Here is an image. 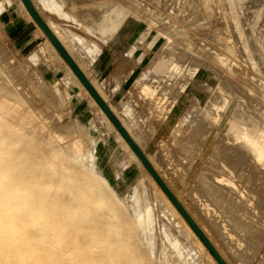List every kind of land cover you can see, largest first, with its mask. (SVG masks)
Returning <instances> with one entry per match:
<instances>
[{"label":"rangeland","instance_id":"1","mask_svg":"<svg viewBox=\"0 0 264 264\" xmlns=\"http://www.w3.org/2000/svg\"><path fill=\"white\" fill-rule=\"evenodd\" d=\"M5 1H7L8 3L6 6L4 5L5 7L3 6L2 9L7 8L13 0H2L1 3H4ZM14 1L17 2V0ZM83 1L84 0H79V3H82ZM199 1L200 0H111L109 1V3H111V6H109L106 11L107 19H112V22H114V24L116 23L115 25H121V27L117 28V30L114 31L111 36H109L111 27L104 34L101 33V35L103 36H101L99 33H92L91 31H89L88 26L92 23V19H84L81 14H78L77 9H75L74 7V3L71 1L56 0V2L60 5L59 11L56 12H47L46 10H42L41 8L40 11H42L41 13L45 15V18L52 17L53 19H55V21L60 23L61 27L69 28L68 34L76 31L77 33L83 35L86 39L83 46L87 49L100 44L103 48L115 36L118 30H123L125 33H128L130 35L129 40L134 41L132 43L130 52L135 49L136 52L141 54L140 72H142L144 68L152 69V67L150 66L151 61L156 63L153 67L158 66L159 69H156L154 71L151 70L150 74L155 73V76L158 77L157 79L159 80L158 82L160 85L158 84L157 86V89L159 90L157 92L160 94V92L162 93L166 91V95H168L169 97L173 96L174 94L179 95L177 98L178 103L181 102L178 107L179 111L182 107H188L184 109L187 111L184 112V116H181L180 119L183 120L182 127L185 130L181 133H178L179 135H182V137L176 135V132L174 131H170L169 133L166 124H158V120H160L159 117L162 115L160 113H155V116L156 118H158V120H156V118H153L151 121L158 126L155 128L154 132H151V124L145 117V113L147 112L148 107L143 104L146 102L142 101L144 98L145 101H149L150 99L149 97L146 98V96L142 93V96H138L140 98H137V100L132 99L130 101V105L132 107L131 112L133 111L132 116L128 114V111H123L126 118L132 121L129 127L131 133L134 135V139L136 137L135 140L137 142L139 140L142 146L140 147L144 150L152 165H155L154 167L157 168L156 170L160 172V174L162 175L160 176L162 178L164 177V180L166 177L168 180V184L171 182L169 185H172L174 194L177 195L181 200L185 201L182 202L184 207H187V210L191 208V210H189V213L192 215V217H194L195 222L197 223L198 221L197 224H200V221L202 224L205 222L207 226L205 224H203L204 227L202 226V224H200L202 227L200 225L198 226L205 234L207 232V237L213 234L208 238L211 240L213 238L212 243L215 241V245L218 244L222 247V251H219L225 256L227 255V258L224 256V260L228 264H230L231 262V264H242V259L244 255H246L245 250L252 251L251 258L247 264H252L256 257H260V261L264 263V253H260L261 247L264 243V194L263 196L259 195L262 194V191H260L261 187H263L262 190H264V184L259 182L258 180H254L253 178L250 179L249 182L241 180L240 178H238L237 173V176L234 175L235 171L239 172V170L243 169L240 164L239 166H237L239 167L238 169L234 168L235 170L233 173V170H231L229 166H224L222 160H219L221 156L220 151L222 150L221 144L223 145L227 143L229 138H227L229 134L227 135L225 130L220 128V123L222 124L224 121L225 114L223 113L225 112V109L228 110V112H233L232 108H234V106H236L237 104L241 105L242 103L248 106V100L250 101H248V103H251L252 105L250 104V106L252 107L255 103L257 104V106L254 105L253 108L256 107V109H259L260 111L261 107H259V104H262V108H264V7L262 8L263 10L260 9L261 11H257V6L255 7L256 2L254 1L252 3V0H244V2H242L243 0ZM34 2H37L36 5H38L37 0H35ZM129 2H131V4H129ZM171 2H173L174 4ZM227 2L228 6L226 5ZM97 7L99 8L100 6H95V8ZM129 7H131V10L128 9ZM253 7L255 8V11ZM195 8H197V10H195ZM230 8L233 9L231 10ZM101 9L103 10V8ZM187 9L189 11H187ZM19 10V14H22L24 18L29 21V31L35 29V31H33L36 35V38L31 48L34 50L31 53L28 52L30 51L28 49L24 52H21L9 38L6 29L4 28L2 19L0 18V53H2L1 55L5 57L8 56V61L5 65H3L4 67L8 66L9 68L6 67L7 69H12L10 66H16L18 69L22 67L21 70L19 69V74H21V76L22 74L25 75L24 78L23 76L21 77L22 80H20V76L19 78H14H17L20 82L18 80L12 81L11 79L12 85L14 84L13 87L17 90V92L23 91L22 93L18 92V95L20 96H18V98H21L23 100L22 101L19 99L23 102L21 107L23 110H25L24 108H27L26 110L30 109L28 111H31L33 115H35V118H37V121H33L38 122L39 120L40 123H43L48 132L60 142L67 143L69 141H72L73 135L70 131H62L61 129H59L55 125L58 124V122L59 124L63 122L64 125L72 122L74 124H77L76 128H80V130L82 131H85L86 127L88 128L89 136L87 145H85L86 147L78 144L76 149L83 152V161H86L89 158L86 154L87 151H90L91 149L90 153L93 156V171L95 173V179L102 183V193L99 196V199L97 197H95L96 199L93 198L94 195L92 196V193L94 191L92 189L87 190L83 188L82 182H79V180H76L78 182H76L75 180L73 181V179L75 178L73 176L70 178L66 177V179H62L61 181H57L43 174L40 175L41 173H33L35 167H37L40 164V161H43L44 158L40 157L39 153H37V156L31 152L27 153L24 147L17 146L14 144V142L12 144L11 142L7 144V142L12 140L7 138L6 136L4 137V131L2 130V133L0 129V248H3L4 252L11 251L14 254L22 253L24 249H29V252L31 254L24 259L13 258L10 262H13V264H210L207 262V260H205L203 256H201L203 254L200 252V250L193 247V244L190 242L189 236L180 227L175 217H172L171 214L169 215L170 218H164V214L168 212V209L164 206L155 190L152 189L150 182L146 178V176L141 174L142 167L132 160L130 155L126 153V149L118 146L119 142H117L115 133L112 130V126L107 125L108 123L104 119L99 118L96 115L97 109L94 102L90 103V96L84 93L82 90L76 88L75 86H70L67 92L64 94H62L63 92L60 93L61 91L56 92L55 94L49 91L52 89L54 90V80H59V78L67 76V68L57 60L55 61L54 57L52 59V55H48V58L45 57V60L41 59L35 61V64H32L29 61L37 48L43 45L45 39L43 34L37 33L35 24L23 14L20 7ZM66 11L69 13L71 12L69 16H65L63 14ZM185 15L186 19H184ZM179 16L182 17L179 18ZM176 17H178V19ZM190 17H193L194 20L192 18L190 19ZM169 20L171 23L169 22ZM191 21L192 23H189ZM164 23H169V25H166ZM229 26H232L231 29L233 28L234 30H231ZM173 28L174 30H176H172ZM216 30L217 32H215ZM167 32L169 33L167 34ZM248 32L251 33V35H248ZM202 33H204L205 36ZM213 35L215 37H213ZM233 35L234 37H232ZM105 36L107 39L105 38ZM65 38H67V40L64 39V41L66 40L67 42H65L71 45L70 47L74 49L73 51H75L80 58L83 57L77 49L79 47L75 46L74 42L71 41V36L65 35ZM179 39L181 41H179ZM186 39L191 40V42L189 43V40L187 41ZM217 42L218 44L216 45ZM248 42L250 43V45ZM201 45L203 46V48ZM182 52L183 54H181ZM179 55L182 56V58H180ZM130 56L131 55H129L127 59L130 58ZM211 57L214 59H212ZM85 59L86 56H84V58H81V62L83 64L82 60H84V62L86 63L83 65H85V70L87 69L88 73L91 71V60L88 59L89 62H86L87 59ZM198 59L200 60V62ZM28 63L31 64L29 65ZM45 66L57 73L55 79L52 80L42 74L44 68H46ZM241 67L244 69V71ZM259 70H261V73ZM216 72L220 74L218 75L216 74ZM241 72L243 73L241 74ZM88 75L90 76V73H88ZM89 78L91 79V81H95H93L95 85L98 84L96 86L100 87L101 89H99L104 94V79L99 81L97 80L96 82V80L91 76ZM27 79L32 83L28 82ZM248 79L250 82L248 81ZM33 83L35 84L33 85ZM45 83L48 85H46ZM234 83L235 86L241 88L240 91L239 88L234 86ZM21 84L26 85L22 86ZM30 84L32 85L34 93L37 92L34 96H32V94L34 93H31L32 88ZM49 84L51 87L49 86ZM27 85L29 88L27 87ZM36 86L40 89H37ZM41 87L43 89H41ZM217 87L219 90L217 89ZM222 87L223 90L226 91L220 90V88ZM25 89H28L27 91L31 93L30 96L29 94H27L29 92H27ZM36 89L37 91H35ZM39 90H43L42 92L45 93L46 97L45 95L43 96V93L39 92ZM128 90V87H125L124 89L118 91L116 89H112L107 91V97L105 96L106 94H104V97L105 99L107 98L108 101L112 104L119 103L125 93L128 92ZM50 92L52 93V95ZM230 92H232V94ZM215 93H217L216 96H221L219 97L220 102H217V104L216 101L218 100L216 99L217 97H215ZM239 95L242 97H240ZM53 97L54 99L59 100H57L56 102V100L51 99ZM229 97L232 98V101ZM25 98L29 99L26 101ZM32 98H34L33 100L35 102L32 100ZM223 98L226 103L228 102L227 104H230L229 107L228 105L225 106L226 108L223 106L225 103L223 101ZM168 99L169 98H166L164 100L169 101ZM48 100L54 102H48ZM42 101H46L44 105H42ZM238 101L240 104L237 103ZM58 102L62 104H58ZM34 103L35 105H33ZM78 103V107L74 108ZM169 103L170 101L165 102L164 104L169 105ZM207 103L209 104L207 105ZM218 103H220L221 105H218ZM50 104L52 108H50ZM166 105L164 106L166 107ZM47 106L48 108H46ZM55 106L58 108H55ZM31 107H38V109L36 111V108L34 109ZM45 108L47 110H50L46 112L47 110ZM80 108H86L87 110L86 114L83 117L77 115V110ZM205 108L208 111H206ZM39 110L42 111V113H37L40 112ZM51 111L53 114L51 113ZM117 111L116 113L119 115L118 117H122V119H124L120 111L118 109ZM43 112L46 114V116H44ZM261 112L264 113V109H261ZM92 113L96 115L95 120H97L102 129L101 133L94 130L92 127L93 124L89 123V119ZM230 117H228V120L231 119ZM32 118L34 119V117ZM255 120L256 121L253 120V122L249 121V123L253 124L255 122L254 124H256V126L254 127L260 130L263 129L264 131V116L261 117V122L260 120ZM229 122L230 121H228V124L230 125ZM259 122L261 123V125ZM63 123H61L60 125H62ZM196 123L200 125L201 128L198 131L197 128H195ZM237 123L234 124V128L231 127V129L236 133H238V127H243L241 122ZM250 124L247 125L249 126ZM51 125L53 127H51ZM52 128L56 131H54ZM221 131L223 133H221ZM66 132L68 134H66ZM221 134L223 137L225 136V139H222ZM199 136L202 137L199 138ZM216 137L219 140L222 139L221 141H224V143L219 140L215 141L217 140ZM198 138L201 142L198 140ZM194 139H197L198 141H194ZM101 143L105 145L102 147ZM198 143L203 144L200 145ZM216 143H218L217 148L215 145ZM100 151H102L101 154ZM103 152H108L109 160L114 162L115 170L113 177H109V171L100 170L99 168V157H103ZM213 155L216 157L214 158ZM10 157H13L14 160H11ZM202 159H204V161ZM213 162L216 163V165H219L217 167H220L221 169L217 168L214 164L216 167L215 168ZM129 164V169L125 172V174H122L121 169L128 166ZM205 165H208L207 171H205ZM199 166L203 167L204 170ZM234 167L236 166L234 165ZM201 171L202 173H200ZM204 171L206 175L205 173H203ZM221 171L223 172L221 173ZM226 171L228 172L227 176L224 175ZM244 171L253 172V170L250 171L248 169ZM215 172L218 175H215ZM34 174L36 176H34ZM138 174V179L140 180V182H143V191L145 193V196H142L141 188H139V190L131 189V186L134 184V178H136ZM199 174L205 175V179L209 180V184L212 183L213 186L215 185V182L210 181V179L213 180L212 178H214L215 176H221L219 178V181L231 184L224 185V187H226L225 189L222 187L223 184L219 186L220 189L221 187L223 188L221 189L222 193V190H224L223 195L225 197V201H223L222 197H219L217 201L216 199L214 200L212 198H208V196L200 194L199 192L197 193L195 191V189L197 188V179H204V177L199 176ZM44 176L46 177V182L44 181L43 183V180H41L40 182L41 178L45 180ZM175 176L177 179L175 178ZM182 177L183 179H181ZM47 178L49 179L48 182ZM174 178L178 182H176ZM167 180H165L166 183ZM204 180L203 182L205 183L206 180ZM175 182L179 183L176 184L177 188L175 187ZM181 186L182 188H180ZM230 186L231 188L233 187L232 189L234 190V192L228 191L229 189L226 190L227 187L230 188ZM185 187L187 189L189 187V192L187 194H185ZM192 187V191L194 190L193 192H191L190 190V188ZM231 188L230 190H232ZM131 190L133 191L131 192ZM236 191L238 193H236ZM226 192H228V194ZM229 192L232 193V195ZM245 193H247V196L245 195ZM207 194L210 195V192H207ZM235 194L237 196H235ZM230 197L233 198V200L230 199ZM238 197L241 199H239ZM227 198L231 200V204L228 203L229 200ZM151 201V223L148 230L143 222L140 223L135 220L132 209L134 207L138 208L144 203ZM232 201L235 203V208ZM217 203L218 208L216 207ZM227 203L230 205H228ZM214 204L215 207L213 206ZM230 207L234 210H230ZM195 216H200V220H198V217ZM208 228L210 232L208 231ZM175 231L177 237L179 236L178 234H180L178 239L181 240V242H179V240L177 239ZM208 232L211 234H208ZM250 237L251 240L249 239ZM245 239L250 240V242L252 243V246H250L249 244L247 249H245L246 247L243 242L245 241ZM218 245L216 246V248L219 249ZM186 251H193L191 257L187 258L188 255ZM152 253L155 254L153 255ZM3 257L4 253H0V264L3 263ZM227 259H229V261ZM257 264H259V262Z\"/></svg>","mask_w":264,"mask_h":264},{"label":"bare ground","instance_id":"2","mask_svg":"<svg viewBox=\"0 0 264 264\" xmlns=\"http://www.w3.org/2000/svg\"><path fill=\"white\" fill-rule=\"evenodd\" d=\"M4 1V0H3ZM32 1V0H31ZM35 1V0H34ZM114 1V0H113ZM118 1V0H117ZM128 1H132V0H128ZM134 1H137V0H134ZM189 1V0H188ZM201 1V0H200ZM199 1V2H200ZM203 1V0H202ZM211 1V0H210ZM225 1V0H224ZM256 2L254 5H255V7H256V9H257V11H259L260 9H262L263 7H264V0H252V3L253 2ZM161 2V1H160ZM181 2V1H180ZM233 2V1H232ZM242 2H244V0L242 1ZM241 2V3H242ZM7 1H5L4 3H1L0 2V11L2 10V7L5 5H7ZM17 3H18V5H19V7L23 10V13H24V15L29 19V20H31L34 24H35V27H36V30H37V33H41V34H43V36H44V43H43V45L42 46H40V47H38L37 48V50L34 52V54L32 55V57L29 59V61L32 63V64H35L36 62L35 61H37V60H41V59H44L45 57H47L48 55L50 56V55H52V59H53V57L55 58V61L57 60L58 62H60V63H62L63 64V66H65L66 68H67V71H68V74H67V76H64V77H61V78H59V80H54V90L52 89V90H49V91H51V92H53L54 94L56 93V92H59V91H61L60 93H62V94H64V93H66L67 92V90H68V88L70 87V86H75L76 88H78V89H80V90H82L84 93H86V94H88L89 96H90V99H91V101H90V103L91 102H94V104H95V106H96V109H97V111H96V115L99 117V118H102V119H104L108 124L107 125H111L112 126V130H113V132L115 133V137H116V139H117V142H119V145L118 146H121L123 149H126V153H128L129 155H130V157L132 158V160L133 161H135L136 163H138L141 167H142V170H141V174H143L144 176H146V178L149 180V182H150V185H151V187H152V189H154L155 190V192L157 193V195L160 197V199H161V201H162V203L164 204V206L168 209V212L167 213H165L164 214V218L165 219H168V218H170L169 217V215H171L172 214V217H175V219L177 220V222L179 223V225H180V227L183 229V231L189 236V238H190V242L193 244V247L195 248V249H198V250H200V252L203 254V255H201V256H203L204 258H205V260H207V262L208 263H210V264H219L217 261H216V259L212 256V254L209 252V250L206 248V246L204 245V243L200 240V238L197 236V234L193 231V229L190 227V225L188 224V222L184 219V217L181 215V213L177 210V208L174 206V204L170 201V199L168 198V196L164 193V191L160 188V186L156 183V181L154 180V178L150 175V173L147 171V169L144 167V165L142 164V162L139 160V158L136 156V154L133 152V150L130 148V146L128 145V143L126 142V140L123 138V136L120 134V132L116 129V127L112 124V122L109 120V118L107 117V115H106V113L102 110V108L96 103V101L94 100V98L89 94V92H88V90L84 87V85L81 83V81L78 79V77L76 76V74L73 72V70L70 68V66L65 62V60L60 56V54H59V52L57 51V49L54 47V45L52 44V42L49 40V38L44 34V32L42 31V29L36 24V22L32 19V17L30 16V14H29V12L27 11V9L25 8V6H24V4L22 3V0H17ZM33 3V5H34V3L35 2H32ZM37 3V2H36ZM65 3V2H64ZM119 3V2H118ZM120 3H122V2H120ZM134 3H137V2H134ZM171 3H173V2H171ZM191 3H194V2H191ZM236 3V2H235ZM251 3V4H252ZM129 4H131V2H129ZM174 4V3H173ZM180 4V3H179ZM186 4V3H185ZM189 4V3H188ZM220 4H221V2H220ZM224 4V3H223ZM231 4V3H230ZM247 4H248V2H247ZM250 4V5H251ZM133 5V4H132ZM181 5V4H180ZM191 5V4H190ZM194 5H197V4H194ZM207 5V4H206ZM226 5L228 6V2L226 3ZM233 5V4H232ZM250 5H248V6H250ZM4 6V7H5ZM37 6V5H36ZM118 6V5H117ZM134 6V5H133ZM144 6V5H143ZM221 6V5H220ZM219 6V7H220ZM227 6H226V8H227ZM231 6V5H230ZM242 6H243V4H242ZM245 6V5H244ZM253 6V5H252ZM35 7V6H34ZM185 7H186V5H185ZM202 7V6H201ZM208 7V6H207ZM222 7V6H221ZM36 8V7H35ZM131 7H129L128 9H130ZM143 8V7H142ZM152 8V7H151ZM167 8V7H166ZM178 8V7H177ZM190 8V7H189ZM250 8V7H249ZM254 8V7H253ZM45 9V8H44ZM114 9V8H113ZM117 9V8H116ZM139 9V8H138ZM145 9V8H144ZM173 9V8H172ZM175 9V8H174ZM179 9V8H178ZM181 9V8H180ZM231 9V8H230ZM233 9V8H232ZM231 9V10H232ZM37 10V9H36ZM94 11H95V13H97L99 16H100V18H99V16H96V19H97V17L99 18V19H102V20H106L107 19V12L106 11H104V10H102L100 7L98 8H94L93 9ZM131 10V9H130ZM177 10V9H176ZM175 10V11H176ZM182 10V9H181ZM195 10H197V8H195ZM223 10V9H222ZM263 10V9H262ZM38 11V10H37ZM163 11V10H162ZM187 11H189L188 9H187ZM220 11H221V9H220ZM247 11V10H246ZM254 11H255V8H254ZM261 11V10H260ZM40 12V10L38 11V13ZM42 12V11H41ZM40 12V13H41ZM67 12V11H66ZM65 12V13H66ZM165 12V11H164ZM180 12V11H179ZM239 12V11H238ZM251 12V11H250ZM39 13V14H40ZM71 13V12H70ZM69 13V14H70ZM176 13V12H175ZM195 13V12H194ZM202 13V12H201ZM214 13V12H213ZM216 13V12H215ZM259 13V12H258ZM74 14H76V13H74ZM80 14H82V13H80ZM86 14V17L85 18H88L89 19V17H87V13H85ZM164 14V13H163ZM167 14V13H166ZM180 14V13H179ZM187 14V13H186ZM251 14V13H250ZM260 14H261V12H260ZM42 14H40V16H41ZM44 15V14H43ZM42 15V16H43ZM83 15V14H82ZM89 15V14H88ZM193 15V14H192ZM195 15V14H194ZM41 16V18L44 20V22L48 25V27L50 28V30L53 32V34L58 38V40L62 43V45L64 46V48L66 49V51L69 53V55L72 57V59L74 60V62L77 64V66L79 67V69L84 73V75L88 78V80L90 81V83L92 84V86L96 89V91L98 92V94L102 97V99L106 102V99H105V97H104V94H106V93H104L103 94V92H101V88L100 87H97L96 85H98V84H94L93 83V81H91V79L89 78L90 76L88 75V73H90V72H88L87 73V69L85 70V65H83V64H86L85 62H84V60H82L83 61V64H82V62H81V58H84V57H79V55H77V53L75 52V51H73L74 49H72V47H70L71 45H69L68 43H66L67 41V38H65V35H67V33H69V30H61V28L59 27L60 25H59V23L57 22V21H55V19H53V18H48V17H46V18H43ZM84 16V15H83ZM169 16V15H168ZM176 16H178V15H176ZM190 16H191V14H190ZM214 16V15H213ZM218 16V15H217ZM250 16V15H249ZM44 17H45V15H44ZM170 17V16H169ZM182 17V16H181ZM180 16H179V18H181ZM195 17H197V16H195ZM208 17V16H207ZM246 17V16H245ZM84 18V19H85ZM177 19H178V17H176ZM193 19V17H190V19ZM202 18V17H201ZM218 18V17H217ZM236 18H238V17H236ZM98 19V20H99ZM123 19H124V17H123ZM163 19V18H162ZM184 19H186V15L184 16ZM203 19V18H202ZM227 19V18H226ZM242 19V18H241ZM97 20V21H98ZM160 20V19H159ZM175 20V19H174ZM194 20V19H193ZM198 20V19H197ZM204 20V19H203ZM101 21V20H100ZM122 21V20H121ZM173 21V20H172ZM177 21V20H176ZM223 21V20H222ZM99 22V21H98ZM97 22V23H98ZM106 22V21H105ZM104 22V23H105ZM160 22V21H159ZM169 22H170V20H169ZM183 22V21H182ZM195 22V21H194ZM228 22V21H227ZM231 22V21H230ZM252 22V21H251ZM101 23V22H100ZM99 23V24H100ZM120 23V22H119ZM119 23H117V24H119ZM122 23V22H121ZM163 23V22H162ZM171 23V22H170ZM187 23V22H186ZM189 23H192V21L191 22H189ZM220 23V22H219ZM262 23V22H261ZM102 24V23H101ZM100 24V25H101ZM107 24V23H106ZM116 24V23H115ZM114 24V25H115ZM159 24V23H158ZM164 24H166V23H164ZM168 25H169V23H167ZM166 24V25H167ZM200 24V23H199ZM203 24H204V21H203ZM90 25V24H89ZM92 25L93 26H95L93 23H92ZM91 25V26H92ZM109 25V24H108ZM120 25V24H119ZM165 25V26H166ZM184 25H186V24H184ZM189 25V24H188ZM192 25H194V24H192ZM209 25V24H208ZM239 25V24H238ZM241 25V24H240ZM93 26L91 27L92 29H93ZM97 26V25H96ZM95 26V27H96ZM113 26V25H112ZM158 26V25H157ZM156 26V27H157ZM164 26V25H163ZM171 26V25H170ZM183 26V25H182ZM225 26V25H224ZM177 27H179V26H177ZM193 27V26H192ZM198 27V26H197ZM218 27V26H217ZM221 27V26H220ZM230 27V26H229ZM232 27V26H231ZM231 27H230V29H231ZM97 28V27H96ZM96 28H94V29H96ZM102 28H104V25L102 26ZM169 28V27H168ZM175 28V27H174ZM174 28L172 29V30H174ZM195 28V27H194ZM249 28V27H248ZM63 29V28H62ZM65 29V28H64ZM98 29V28H97ZM96 29V30H97ZM110 29V28H109ZM159 29H160V27H159ZM158 29V30H159ZM163 29V28H162ZM161 29V30H162ZM186 29H187V27H186ZM185 29V30H186ZM199 29V28H198ZM208 29V28H207ZM225 29V28H224ZM233 29V28H232ZM231 29V30H232ZM243 29V28H242ZM250 29V28H249ZM262 29V28H261ZM99 30H102L101 28H99ZM98 30V31H99ZM112 30V29H111ZM110 30V31H111ZM114 30V29H113ZM166 30V29H165ZM171 30V29H170ZM176 30V29H175ZM174 30V31H175ZM178 30V29H177ZM219 30V29H218ZM234 30V29H233ZM246 30V29H245ZM91 31V30H90ZM163 31V30H162ZM184 31V30H183ZM190 31V30H189ZM202 31V30H201ZM226 31V30H225ZM230 31V30H229ZM96 31H94V33H95ZM100 32V31H99ZM178 32V31H177ZM204 32V31H203ZM208 32V31H207ZM211 32V31H210ZM215 32H217V30L215 31ZM231 32V31H230ZM75 33V32H74ZM105 33V32H104ZM169 32H167V34H168ZM172 33H174V32H172ZM185 33V32H184ZM191 33V32H190ZM192 33H193V31H192ZM205 33H206V31H205ZM222 33H223V31H222ZM221 33V34H222ZM246 33H247V31H246ZM256 33V32H255ZM100 34V33H99ZM111 34H112V32H111ZM187 34V33H186ZM195 34H197V33H195ZM203 35H204V33H202ZM201 34V35H202ZM211 34V33H210ZM233 34V33H232ZM251 35V33H249L248 32V35ZM110 35V34H109ZM231 35V34H230ZM76 36H78V35H76ZM111 36V35H110ZM173 36V35H172ZM186 36V35H185ZM195 36H197V35H195ZM200 36V35H199ZM205 36V35H204ZM257 36V35H256ZM68 37V36H67ZM176 37V36H175ZM181 37H183V36H181ZM213 37H215L214 35H213ZM217 37V36H216ZM224 37V36H223ZM232 37H234V35L232 36ZM254 37V36H253ZM187 38V37H186ZM248 38V37H247ZM252 38V37H251ZM64 39H66L65 41H64ZM107 39V38H106ZM193 39V38H192ZM195 39H197V38H195ZM209 39V38H208ZM214 39V38H213ZM177 40V39H176ZM184 40V39H183ZM187 40V39H186ZM189 40V39H188ZM187 40V41H188ZM215 40V39H214ZM239 40V39H238ZM249 40V39H248ZM257 40V39H256ZM82 41H84V40H82ZM179 41H181L180 39H179ZM199 41V40H198ZM204 41V40H203ZM206 41V40H205ZM213 41V40H212ZM236 41H237V38H236ZM250 41V40H249ZM261 41V40H260ZM259 41V42H260ZM185 42V41H184ZM191 42V40H189V43ZM252 42V41H251ZM75 43V42H74ZM83 43V42H82ZM194 43V42H193ZM207 43V42H206ZM213 43H215V42H213ZM223 43V42H222ZM249 43V42H248ZM195 44H197V43H195ZM218 44V42L216 43V45ZM220 44V43H219ZM225 44V43H224ZM254 44V43H253ZM75 45V44H74ZM77 45H79V44H77ZM175 45H176V43H175ZM211 45V44H210ZM215 45V46H216ZM227 45V44H226ZM225 45V46H226ZM230 45V44H229ZM249 45H250V43H249ZM256 45V44H255ZM202 46V45H201ZM222 46V45H221ZM258 46V45H257ZM78 47V46H77ZM213 47V46H212ZM224 47V46H223ZM251 47V46H250ZM175 48V47H174ZM202 48H203V46H202ZM249 48V47H248ZM256 48V47H255ZM77 49H79V48H77ZM176 49V48H175ZM199 49V48H198ZM221 49V48H220ZM226 49V48H225ZM251 49V48H250ZM254 49V48H253ZM82 50V49H81ZM177 50V49H176ZM171 51V50H170ZM182 51V50H181ZM185 51V50H184ZM205 51V50H204ZM255 51V50H254ZM253 51V52H254ZM79 52H81V51H79ZM82 52H83V50H82ZM201 52V51H200ZM229 52V51H228ZM257 52V51H256ZM169 53V52H168ZM172 53V52H171ZM187 53V52H186ZM185 53V54H186ZM198 53V52H197ZM207 53V52H206ZM252 53V52H251ZM2 53H0V126H2V127H0V129H1V132H2V130L4 131V137L6 136L7 138H9L10 140H12V141H9V142H7V144H9L10 142H11V144L14 142V144L15 145H17V146H20V147H24V149H25V151L27 152V153H34L36 156L38 155L37 153H39V155H40V157H43L44 158V160L43 161H40V164L37 166V167H35V169L33 170V173H41L40 175H45V176H48V177H50V178H53V179H55V180H57V181H61L62 179L64 180V179H66V177L68 178H70V177H75V178H78V179H73V181L75 180H79V182H82V186H83V188H85V189H87V190H89V189H92L93 191V193H92V196H93V198H95V197H97L98 199H99V196L101 195V189H102V183H100V181H98L97 179H95V173H94V171H93V156H92V154L90 153V151H91V149H90V151H87V156L89 157L86 161H83V158H84V154H83V152L82 151H80V150H78V149H76V147H77V145L79 144V145H83L84 147H86L85 145H87V142H88V136H89V132H88V128L86 127V129H85V127H84V129H85V131H82V130H80V128H76V125L77 124H74V123H72V122H69V123H67V124H65L64 125V123L63 122H61V123H63L62 125H60L59 124V122H58V124H55L59 129H61L62 131H70L71 133H72V135H73V139H72V141H69V142H67V143H65V142H60V141H58L57 139H55L54 137H53V135H51L49 132H48V130L44 127V124L43 123H40L39 122V120H38V122H34V121H37V118H35V115H33V113L31 112V111H28V110H30V109H28V110H26L27 108H24L25 110H23L22 109V104H23V100L21 99V98H18V92H17V90L13 87V85H12V81H17L18 79L16 78V79H14L15 77H18L19 78V76H20V78L23 76V78H24V76L25 75H23L22 74V76H21V74H19V69L21 70L22 69V67H20L19 69L16 67V66H10L12 69H7L6 67H8V66H3V65H5L6 64V62L8 61V56H3V55H1ZM85 54V53H84ZM180 54V53H179ZM181 54H183V52L181 53ZM180 54V55H181ZM188 54V53H187ZM202 54V53H201ZM209 54H210V52H209ZM212 54V53H211ZM253 54V53H252ZM81 55H82V53H81ZM174 55V54H173ZM179 55V56H180ZM206 55V54H205ZM255 55V54H254ZM256 55H258V54H256ZM126 56H127V54H126ZM178 56V55H177ZM199 56V55H198ZM210 56V55H209ZM238 56V55H237ZM10 57V56H9ZM184 57H185V55H184ZM188 57V56H187ZM190 57H192V56H190ZM205 57H207V56H205ZM48 58V57H47ZM177 58V57H176ZM179 58V57H178ZM180 58H182V56H180ZM189 58V57H188ZM195 58V57H194ZM193 58V59H194ZM212 58V57H211ZM211 58H209V59H211ZM86 59L88 60L89 58H87L86 57ZM85 59V60H86ZM192 59V58H191ZM201 59V58H200ZM208 59V58H207ZM212 59H214V58H212ZM247 59V58H246ZM45 60V59H44ZM51 60V59H50ZM86 60V62H89V60L87 61ZM190 60V59H189ZM199 60V59H198ZM256 60V59H255ZM258 60V59H257ZM174 61H175V59H174ZM202 61V60H201ZM204 61V60H203ZM206 61V60H205ZM27 62V61H26ZM48 62H51V61H48ZM123 62V61H122ZM178 62H180V61H178ZM184 62V61H183ZM192 62V61H191ZM199 62H200V60H199ZM216 62V61H215ZM222 62V61H221ZM31 63H28L29 65L31 64ZM56 63V62H55ZM190 63V62H189ZM188 63V64H189ZM195 63V62H194ZM193 63V64H194ZM260 63V62H259ZM10 64V63H9ZM12 64H13V62H12ZM16 64V63H15ZM88 64V63H87ZM192 64V63H191ZM11 65V64H10ZM49 65V64H48ZM198 65V64H197ZM18 66V65H17ZM21 66V65H20ZM32 66V65H31ZM84 66V67H83ZM190 66V65H189ZM199 66V65H198ZM204 66V65H203ZM50 67V66H49ZM117 67H119V66H117ZM208 67V66H207ZM232 67V66H231ZM259 67V66H258ZM9 68V67H8ZM222 68V67H221ZM235 68V67H234ZM242 68V67H241ZM210 69V68H209ZM220 69V68H219ZM237 69V68H236ZM243 69V68H242ZM28 70V69H27ZM262 70V69H261ZM261 70H259L260 71V73H261ZM23 71V70H22ZM21 71V72H22ZM148 71H149V69H148ZM148 71H146V72H148ZM224 71V70H223ZM241 71V70H240ZM243 71H244V69H243ZM264 71V70H263ZM31 72V71H30ZM23 73V72H22ZM215 73V72H214ZM243 72H241V74H242ZM247 73V72H246ZM253 73V72H252ZM144 74V73H143ZM216 74H218L217 72H216ZM220 74V73H219ZM218 74V75H219ZM223 74H225V73H223ZM236 74V73H235ZM149 75H150V73H149ZM152 76H154L153 74H151ZM150 75V76H151ZM221 75H222V73H221ZM238 75V74H237ZM262 75V74H261ZM39 76V75H38ZM150 76H148V74L147 75H142V77H141V80H140V82H142V83H146V84H149V83H152L151 81H153L152 79H150ZM158 76V75H157ZM242 76V75H241ZM156 77V76H155ZM243 77V76H242ZM260 77V76H259ZM25 78H27V77H25ZM157 78V77H156ZM180 78V77H179ZM223 78V77H222ZM221 78V79H222ZM241 78V77H240ZM248 78V77H247ZM261 78V77H260ZM11 79H12V81H11ZM14 79V80H13ZM139 79V78H138ZM218 79V78H217ZM20 80H22V78L20 79ZM117 80V79H116ZM19 81V80H18ZM27 81L28 82H30V83H32L30 80H28L27 79ZM33 81V80H32ZM222 81V80H221ZM248 81H249V79H248ZM254 81V80H253ZM20 82V81H19ZM22 82V81H21ZM25 82V81H24ZM35 82V81H34ZM95 82V81H94ZM96 82H97V80H96ZM224 82V81H223ZM229 82V81H228ZM250 82V81H249ZM27 83V82H26ZM189 83V82H188ZM17 84V83H16ZM19 84V83H18ZM35 83H33V85H34ZM39 84V83H38ZM46 84V83H45ZM139 84V83H138ZM141 84V83H140ZM139 84V85H140ZM156 84H158V83H156ZM174 84V83H173ZM225 84V83H224ZM227 84V83H226ZM233 84V83H232ZM22 86L23 85H26V84H21ZM29 85V84H28ZM28 85H27V87H28ZM46 85H48V84H46ZM204 85V84H203ZM221 85H223V84H221ZM220 85V86H221ZM250 85V84H249ZM30 86H31V88H32V85L30 84ZM38 86V85H37ZM36 86V87H37ZM43 86V85H42ZM45 86V85H44ZM49 86H50V84H49ZM114 86V85H113ZM137 86V85H136ZM135 86V87H136ZM150 86V85H149ZM152 86V85H151ZM219 86V85H218ZM228 86V85H227ZM234 86H235V83H234ZM257 86V85H256ZM51 87V86H50ZM156 87V86H155ZM206 87V86H205ZM235 87H237V88H239L238 86H235ZM243 87V86H242ZM248 87V86H247ZM250 87V86H249ZM29 88V87H28ZM39 87H37V89H38ZM100 88V89H99ZM138 88V87H137ZM136 88V89H137ZM207 88V87H206ZM224 88H225V86H224ZM228 88V87H227ZM257 88V87H256ZM21 89V88H20ZM35 89V88H34ZM37 89L35 90V91H37ZM40 89V88H39ZM41 89H43L42 87H41ZM217 89H218V87H217ZM235 89V88H234ZM253 89V88H252ZM18 90H19V88H18ZM26 90V89H25ZM28 90V89H27ZM26 90V91H27ZM32 90V92L31 93H34V90H33V88L31 89ZM45 90V89H44ZM219 90V89H218ZM220 90H223V87L222 88H220ZM241 90V88H239V91ZM256 90H258V89H256ZM256 90H254V91H256ZM21 91V90H20ZM43 90H39V92H42ZM134 91V90H133ZM223 91H226V90H223ZM231 91H233V90H231ZM264 91V90H263ZM23 92V91H22ZM22 92H19V93H22ZM27 92H29V91H27ZM47 92V91H46ZM50 92V93H51ZM216 92H218V91H216ZM229 92V91H228ZM235 92V91H234ZM31 93L29 92V93H27V94H29V96L31 95ZM35 93H37V92H35ZM32 94V96H34V95H36V94ZM43 93V92H42ZM41 93V94H42ZM60 93H59V95H60ZM158 93V92H157ZM161 93V92H160ZM214 93V92H213ZM231 94H232V92H230ZM238 93V92H237ZM24 94V93H23ZM48 94V93H47ZM54 94H53V96H54ZM61 94V95H62ZM140 94V93H139ZM142 94V93H141ZM216 94L217 93H215V97H217L216 99L218 100V101H216V104H217V102H220L219 101V97H221V96H219L218 97V95L216 96ZM230 94V95H231ZM239 94V93H238ZM247 94V93H246ZM260 94V93H259ZM22 95V94H21ZM25 95V94H24ZM37 95H39V94H37ZM43 96L45 95V93H43L42 94ZM41 95V96H42ZM51 95H52V93H51ZM50 95V96H51ZM56 95H58V94H56ZM55 95V96H56ZM155 95H157V94H155ZM160 95V94H159ZM162 95V94H161ZM241 95V94H240ZM239 95V96H240ZM244 95V94H243ZM252 95V94H251ZM250 95V96H251ZM23 96V95H22ZM48 96V95H47ZM63 96V95H62ZM106 96V95H105ZM125 96H126V94H125ZM127 96H129V95H127ZM133 96V95H132ZM178 96L179 95H173L171 98H173V100H178L177 98H178ZM209 96V95H208ZM236 96H238V95H236ZM20 97V96H19ZM45 97H46V95H45ZM57 97V96H56ZM59 97V96H58ZM107 97V96H106ZM155 97V96H154ZM153 97V98H154ZM161 97V96H160ZM214 97V98H215ZM225 97V96H224ZM240 97H242V96H240ZM254 97V96H253ZM27 98V97H26ZM25 98V99H26ZM31 98V97H30ZM42 98V97H41ZM152 98V99H153ZM170 98V99H171ZM230 98V97H229ZM236 98V97H235ZM256 98H258V97H256ZM22 100V101H20V100ZM29 99V98H28ZM28 99H26V101L28 100ZM34 98H32V100H33ZM48 99H50V98H48ZM51 99H54V97L53 98H51ZM145 99V98H144ZM215 99V100H216ZM228 99V98H227ZM232 98H230V100H231ZM238 99H239V97H238ZM237 99V100H238ZM251 99V98H250ZM54 100H56V102H57V100H59V99H54ZM62 100V99H61ZM63 100H65V99H63ZM108 100V99H107ZM126 100V99H125ZM124 100V101H125ZM130 100V99H129ZM241 100V99H240ZM247 100V99H246ZM254 100V99H253ZM259 100V99H258ZM34 101V100H33ZM223 101H224V98H223ZM222 101V102H223ZM232 101V100H231ZM242 101H243V99H242ZM241 101V102H242ZM249 101V100H248ZM248 101H247V104H248V106L247 105H245V104H242L241 103V105H236V106H234V108H232L233 110V112H231V111H229L228 112V110H226L225 109V112L223 113V114H225L224 116V121H223V123L221 124L220 123V128L221 129H223V130H225V132L227 133V138H228V141H227V143H225V144H221V151H220V153H221V156H220V158H219V160H222V162H223V165L224 166H229L230 168H231V170H233V173H234V168H239V167H237V166H239V164L241 165V167L243 168H241L242 170H239V172H237V171H235V174L234 175H236V173H237V175H238V178H240L241 180H243V181H245V182H249V180L250 179H254V180H258L259 182H261V183H263L264 184V131H263V129L262 130H260V129H257L256 127H254V126H256V124H250L249 123V121H252L253 122V120L254 121H256L255 119H257V120H260L261 119V117H263L264 116V113H262L261 112V109H264V108H262V104H259L260 106L259 107H261L260 108V111H259V109H256V107L255 108H253L254 107V105H256L257 106V104L255 103L254 105H253V107L252 106H250V104L251 103H248ZM21 102V103H20ZM35 102V101H34ZM43 102V101H42ZM46 101H44L43 102V104L42 105H44V103H45ZM48 102H54V101H49L48 100ZM61 102V101H60ZM60 102H58V104L60 103ZM109 102V101H108ZM127 102V101H126ZM125 102V103H126ZM152 102V101H151ZM162 102V101H161ZM160 102V103H161ZM172 102H174V101H172ZM207 102V101H206ZM208 102H210V101H208ZM213 102V101H212ZM212 102H211V104H212ZM225 102V101H224ZM250 102V101H249ZM253 102V101H252ZM257 102V101H256ZM261 102V101H260ZM107 103V102H106ZM110 103V102H109ZM148 103V102H147ZM152 103H155V102H152ZM163 103V102H162ZM214 103V102H213ZM228 103V102H227ZM226 102L224 103V107L226 106V105H228V107L230 106V104H227ZM237 103H239V101L237 102ZM243 103H244V101H243ZM254 103V102H253ZM258 103V102H257ZM264 103V102H263ZM29 104H30V101H29ZM47 104H49V103H47ZM60 104H62V103H60ZM209 103H207V105H208ZM220 103H218V105H219ZM233 104V103H232ZM240 104V103H239ZM33 105H35V103L33 104ZM40 105H41V103H40ZM53 105H55V104H53ZM52 105V106H53ZM107 105L109 106V108L112 110V112L114 113L115 112V108L113 107V106H110L108 103H107ZM129 105V104H128ZM153 105V104H152ZM215 105V104H214ZM217 105V106H218ZM221 105V104H220ZM234 105V104H233ZM252 105V104H251ZM24 106V105H23ZM25 106H27V105H25ZM59 106V105H58ZM168 106V105H167ZM199 106V105H198ZM222 106V107H223ZM264 106V105H263ZM39 107V106H38ZM38 107L35 109L34 107H31V108H34L36 111H37V109H38ZM44 107V106H43ZM160 107V106H159ZM209 107H210V105H209ZM209 107H208V109H209ZM221 107V108H222ZM223 107V108H224ZM46 108H48V106L46 107ZM45 108V109H46ZM50 108H52L51 107V104H50ZM55 108H58V107H56L55 106ZM114 108V109H113ZM126 108V107H125ZM219 108V107H218ZM226 108V107H225ZM130 109H132L131 107H130ZM206 109V108H205ZM213 109V108H212ZM231 109V108H230ZM47 110V109H46ZM45 110V111H46ZM50 110V109H49ZM49 110H47L46 112H48ZM53 110V109H52ZM158 110H160L159 108H158ZM158 110H157V113H158ZM165 110V109H164ZM221 110V109H220ZM219 110V111H220ZM40 111V110H39ZM44 111V110H43ZM54 111V110H53ZM154 111V110H153ZM155 111H156V109H155ZM206 111H208L207 109H206ZM223 111V110H222ZM55 112H57V111H55ZM133 112V111H132ZM161 112V111H160ZM37 113H42V111H40V112H37ZM36 113V114H37ZM44 113V112H43ZM50 113V112H49ZM51 113H52V111H51ZM94 113V112H93ZM92 113V115H91V117H90V122L89 123H92L93 124V129L94 130H96V131H99L100 133L102 132V129H101V127H100V125L98 124V122H97V120H95V114H93ZM164 113H166V112H164ZM212 113V112H211ZM53 114V113H52ZM51 114V115H52ZM115 115H116V113H114ZM210 114V113H209ZM216 114V113H215ZM214 114V115H215ZM223 114H222V117H223ZM49 115V114H48ZM133 115V114H132ZM154 115V114H153ZM230 115H231V117H230ZM44 116H46V114L44 113ZM180 116H184V113H181V115ZM32 117H34V119L32 118ZM116 117L120 120V119H122V118H120V117H118L117 115H116ZM154 117V116H153ZM176 117V116H175ZM228 117H230L231 119H229L228 120ZM47 118H48V116H47ZM49 118H50V116H49ZM219 118V117H218ZM149 119V118H148ZM175 119V118H174ZM181 119V117H178L176 120H175V123L173 124V127H172V132L174 131V132H176V135H178L179 137H182V135H179L178 133H181V132H183L185 129H183V127H182V123H183V120H180ZM182 119H183V117H182ZM34 120V121H33ZM53 120H54V117H53ZM157 120V119H156ZM232 120V121H231ZM51 121V120H50ZM57 121V120H56ZM167 121V120H166ZM199 121V120H198ZM217 121V120H216ZM219 121V120H218ZM228 121H230L229 123H230V125L228 124ZM262 120H260V122H261ZM54 122V121H53ZM77 122V121H76ZM75 122V123H76ZM102 122H104V121H102ZM120 122L122 123V125L127 129V131L129 132V134L131 135V132H130V130H129V126L123 121V120H120ZM232 122V123H231ZM237 122H241L242 123V125H243V127H238L239 129H238V133H236L234 130H232L231 129V127H233L234 126V124L235 123H237ZM259 122V123H260ZM151 123V122H150ZM212 123V122H211ZM210 123V124H211ZM258 123V124H259ZM51 124V123H50ZM49 124V125H50ZM54 124V123H53ZM79 124V123H78ZM81 124V123H80ZM104 124H106V123H104ZM152 124V123H151ZM238 124V123H237ZM247 124H250L249 126L247 125ZM257 124V125H258ZM260 125H261V123H260ZM264 125V124H263ZM47 126V125H46ZM196 127L195 128H197V131L199 130V129H201L200 128V125H198L197 123H196V125H195ZM48 127V126H47ZM51 127H53L52 125H51ZM56 127V128H57ZM156 127V126H155ZM154 127V128H155ZM182 127V128H181ZM235 127V126H234ZM233 127V128H234ZM259 127V126H258ZM107 128H109V127H107ZM152 128H153V126H152ZM219 128V129H220ZM262 128V127H261ZM264 128V127H263ZM49 129H50V127H49ZM53 129V128H52ZM169 129V128H168ZM54 130V129H53ZM153 130V129H152ZM203 130V129H202ZM235 130H237V129H235ZM54 131H56V130H54ZM154 131V130H153ZM201 131V130H200ZM199 131V132H200ZM210 131V130H209ZM150 132V131H149ZM58 133V132H57ZM221 133H223L222 131H221ZM66 134H68L67 132H66ZM70 135V134H69ZM223 135H225V134H223ZM217 136V135H216ZM63 137V136H62ZM104 137V136H103ZM103 137H102V139H103ZM131 137L134 139V137L131 135ZM197 137H198V135H197ZM202 137V136H201ZM200 136H199V138H201ZM219 137V136H218ZM221 137H222V139L224 138L225 139V136L223 137L222 136V134H221ZM69 138V137H68ZM178 138V137H177ZM196 138V137H195ZM199 138H198V140H199ZM217 138V137H216ZM136 139V138H135ZM134 139V141L138 144V142L136 141ZM221 139V140H222ZM176 140V139H175ZM197 139H194V141H198ZM202 140V139H201ZM219 139L217 138V140H215V141H218ZM221 140H219V141H221ZM200 141V140H199ZM201 142V141H200ZM203 142V141H202ZM208 142H209V140H208ZM222 143H224V141H221ZM187 143V142H186ZM195 143H197V142H195ZM118 144V143H117ZM198 144H203V143H198ZM198 144H195V145H198ZM217 144L218 143H216L215 145H216V148H217ZM220 144V143H219ZM199 145V146H200ZM138 146L140 147V145L138 144ZM141 148V147H140ZM85 149V148H84ZM142 149V148H141ZM186 149V148H185ZM210 149V148H209ZM220 149V148H219ZM218 149V150H219ZM212 150H214V149H212ZM142 151L144 152V150L142 149ZM217 151V150H216ZM183 152V151H182ZM198 152V151H197ZM200 152V151H199ZM213 152H215V151H213ZM219 152V151H218ZM218 152H217V154H218ZM124 153V152H123ZM33 154V155H34ZM144 154H145V152H144ZM197 154V153H196ZM214 154H216V153H214ZM146 155V154H145ZM214 156V155H213ZM219 156H217V157H219ZM236 157V159H235V157ZM147 158H148V156H146ZM216 156H214V158H215ZM10 159L11 160H14V158L13 157H10ZM149 159V158H148ZM216 159H218V158H216ZM152 160V159H151ZM203 161H204V159H202ZM150 161V160H149ZM163 161V160H162ZM153 162V161H152ZM198 162H199V160H198ZM160 163V162H159ZM152 164V163H151ZM198 164V163H197ZM203 164V163H202ZM206 164H208V163H206ZM216 165V163H214L213 162V165ZM232 166H230V165ZM236 164H238V165H236ZM139 165H137V166H139ZM215 165H214V167H215ZM234 165L236 166V167H234ZM155 166V165H154ZM153 166V167H154ZM173 166V165H172ZM201 166H203V165H201ZM208 165H205L204 167H205V171H207L208 169V167H207ZM217 166H219V165H216V167ZM221 166V165H220ZM200 167V166H199ZM209 167H211V166H209ZM213 167V166H212ZM213 167V168H214ZM215 167V168H216ZM155 168V167H154ZM188 168V167H187ZM200 168H202L203 170H204V168L203 167H200ZM217 168H220V167H217ZM139 169V168H138ZM155 169H157V168H155ZM201 169V170H202ZM211 169V168H210ZM221 169V168H220ZM219 169V170H220ZM246 169H248V170H253V172H246V171H244V170H246ZM202 170V171H203ZM225 170V169H224ZM223 170V171H224ZM157 172H158V170H156ZM202 171L200 172V173H202ZM205 171L203 172V173H205ZM210 171V170H209ZM213 171V170H212ZM215 171H216V169H215ZM223 171H221V173L223 172ZM179 172V171H178ZM214 172V171H213ZM199 173V172H198ZM217 173H218V171H217ZM227 171L225 172V176H227ZM158 174L159 175H161L160 174V172H158ZM214 174V173H213ZM205 175H206V173H205ZM205 175H201V174H199V176H205ZM215 175H218V174H216V172H215ZM236 175V176H237ZM34 176H36L35 174H34ZM44 176V177H45ZM162 176V175H161ZM172 176V175H171ZM229 176V175H228ZM43 177V178H44ZM177 177H180V176H177ZM184 177V176H183ZM183 177L181 178V179H183ZM221 176H215L214 178H212L213 180H211L210 179V181H213V182H215L214 184V186H213V184L211 183V184H209V180H206L205 179V177H204V179L206 180V182L204 183L203 182V180L204 179H197V178H195V179H197V183H196V186H197V188L195 189V191L198 193H200V194H203V195H206V196H208V198H212V199H216L217 201H218V199H219V197H222V199H223V201H225V197H224V190H222L223 191V193L221 192V189H225L226 187H224V185H231V184H229V183H225V182H221V181H219V178H220ZM139 178V174L136 176V178H134V184L131 186V189H134V190H139V188H141V193H142V196H145V193H144V191H143V182L141 181L140 182V180L138 179ZM162 178V177H161ZM164 178V177H163ZM162 178V179H163ZM173 178V177H172ZM171 178V179H172ZM175 178H176V176H175ZM174 178V179H175ZM230 178V177H229ZM145 179V178H144ZM177 179V178H176ZM175 179V180H176ZM179 179V178H178ZM195 179H194V181H195ZM41 180H43V183H44V181L46 182V177H45V180L44 179H40V182H41ZM81 180V181H80ZM164 180V179H163ZM165 180H167V178L165 177ZM164 180V182L166 183V181ZM204 180V181H205ZM215 180V181H214ZM49 181V179L47 178V182ZM182 181V180H181ZM233 181V180H232ZM76 182H78V181H76ZM176 182H178L177 180H176ZM174 183L175 184V187H176V184H179V183ZM171 183V182H170ZM169 183V184H170ZM187 183V182H186ZM217 183V184H216ZM168 184V180H167V183H166V185L169 187V189L173 192V188H172V185H169ZM223 184V188L221 187V189H220V187L219 186H221ZM149 185V184H148ZM217 185V186H216ZM233 185H235V184H233ZM45 186H46V184H45ZM178 186H180V185H178ZM259 186V185H258ZM262 186V185H261ZM260 187V186H259ZM177 188V187H176ZM179 188V187H178ZM230 188H231V186H230ZM230 188H228L227 187V189L226 190H228V191H232V192H234V190L232 189V190H230ZM257 188V187H256ZM255 188V189H256ZM262 188L263 187H261V190L260 191H262V194H259V195H262L263 196V194H264V190H262ZM188 189H189V187H188ZM192 189H193V187L192 188H190V190H191V192H193L192 191ZM258 190V189H257ZM68 191V190H67ZM133 190H131V192H132ZM259 191V190H258ZM189 192V191H188ZM207 192H210V195H208L207 194ZM229 192V193H230ZM244 192V191H243ZM255 192H257V191H255ZM139 193H140V191H139ZM174 193V192H173ZM227 194H228V192H226ZM236 193H238L237 191H236ZM191 194V193H190ZM231 195H232V193H230ZM234 194V193H233ZM244 194V193H243ZM247 193H245V195H246ZM258 194V193H257ZM141 195V194H140ZM175 195V194H174ZM141 196V197H142ZM177 198H178V196L177 195H175ZM191 196V195H190ZM230 196V195H229ZM235 196H237L236 194H235ZM247 196V195H246ZM140 197V198H141ZM151 197V196H150ZM158 197V198H159ZM215 197V198H214ZM228 197V196H227ZM232 197V196H231ZM230 197V199H232L233 200V198H231ZM189 198V197H188ZM204 198H205V196H204ZM239 198V197H238ZM91 199V198H90ZM96 199V198H95ZM100 199H101V197H100ZM192 199V198H191ZM228 199V198H227ZM239 199H241V198H239ZM139 200V199H138ZM159 200V199H158ZM178 200L180 201V203L182 204V202H185V201H183V200H181L180 198H178ZM229 200V199H228ZM140 201V200H139ZM231 200H229V202L228 203H230L231 204V202H230ZM233 202V201H232ZM138 203V202H137ZM142 203H143V201H142ZM188 203V202H187ZM212 203V202H211ZM227 203V204H228ZM234 203V202H233ZM232 203V204H233ZM151 204H152V201L151 202H146V203H144L142 206H140V207H138V208H133L132 209V213H133V215H134V218H135V220L136 221H138V222H143L144 223V225H145V227L149 230V226H150V223H151V220H150V210H151ZM156 204V203H155ZM198 204V203H197ZM230 204H228V205H230ZM183 205V204H182ZM190 205V204H189ZM211 205V204H210ZM184 206V205H183ZM185 206H186V203H185ZM214 207H215V204L213 205ZM218 206V203L216 204V207ZM234 208H235V203H234ZM186 210H187V207H184ZM189 208V207H188ZM218 208V207H217ZM223 208H224V205H223ZM204 209V208H203ZM208 209V208H207ZM245 209V208H244ZM189 210H191V208L190 209H188L187 210V212L189 213ZM201 210V209H200ZM230 210H234V209H232L231 207H230ZM246 210V209H245ZM193 211V210H192ZM212 211V210H211ZM251 211V210H250ZM104 212H106V211H104ZM205 212V211H204ZM203 212V213H204ZM209 212V211H208ZM194 213V212H193ZM192 213V214H193ZM251 213V212H250ZM190 214V213H189ZM190 216L192 217V215L190 214ZM205 216V215H204ZM195 217H198V216H195ZM200 217V216H199ZM199 217L197 218L198 220H200L199 219ZM201 218V217H200ZM192 219L195 221V219H194V217H192ZM117 220V219H116ZM202 220V219H201ZM165 221V220H164ZM172 221V220H171ZM216 221V220H215ZM166 222V221H165ZM204 222V221H203ZM213 222V221H212ZM164 223V222H163ZM196 223V222H195ZM197 223H198V221H197ZM196 223V224H197ZM200 224H202L201 223V221H200ZM200 224H197V225H200ZM203 224H205V222L203 223ZM203 224H202V226H203ZM242 224V223H241ZM245 224V223H244ZM134 225V224H133ZM163 225H165V224H163ZM162 225V226H163ZM206 225V224H205ZM214 225V224H213ZM246 225V224H245ZM119 226V225H118ZM201 226V225H200ZM201 226V227H202ZM207 226V225H206ZM242 226V225H241ZM175 227V226H174ZM178 227V226H177ZM204 227V226H203ZM171 228V227H170ZM179 228V227H178ZM200 228V227H199ZM214 228V227H213ZM247 228V227H246ZM173 229V228H172ZM201 229V228H200ZM203 229H205V228H203ZM167 230H169V229H167ZM202 230V229H201ZM208 231H209V228H208ZM171 232H173V231H171ZM210 232V231H209ZM208 232V234H211V233H209ZM217 233H218V231H217ZM175 234H176V231H175ZM205 234V233H204ZM206 234H207V232H206ZM205 234V235H206ZM168 235V234H167ZM179 236H180V234H178ZM211 235H213V234H211ZM211 235H209V236H211ZM162 236V235H161ZM179 236L177 237V234H176V237H177V239L179 238ZM182 236V235H181ZM208 236V237H209ZM207 237V238H208ZM213 237V236H212ZM170 238V237H169ZM181 238V237H180ZM209 239V238H208ZM171 240V239H170ZM179 240V239H178ZM183 240V239H182ZM210 240V242L212 243V240H213V238H212V240L211 239H209ZM2 242H3V240H2ZM162 242V241H161ZM179 242H181V240H179ZM215 242V241H214ZM213 242V243H214ZM212 243V244H213ZM213 245H215V243L213 244ZM218 245V244H217ZM217 245H215L214 247L216 248V246ZM218 247H219V249L218 248H216V250L219 252V254L221 255V257L224 259V254H222L220 251H222V247L221 246H219L218 245ZM156 250V249H155ZM220 250V251H219ZM31 251V250H30ZM193 252V251H192ZM192 252L191 251H186V253H187V258L188 257H191V254H192ZM224 252V251H223ZM0 253H4V257H3V263L2 264H13V262H10L13 258H19V259H24V258H27L28 256H30L31 254H30V252H29V249L27 250V249H24L23 251H22V253H13V252H11V251H9V252H4L3 251V248H0ZM153 255L155 254V253H152ZM227 256V255H226ZM225 256V257H226ZM176 258V257H175ZM227 258V257H226ZM225 258V259H226ZM228 261H229V259H227ZM225 261V260H224ZM226 262V261H225ZM231 262V261H230ZM227 263V262H226ZM232 263V262H231ZM230 263V264H231ZM228 264V263H227Z\"/></svg>","mask_w":264,"mask_h":264},{"label":"crops","instance_id":"3","mask_svg":"<svg viewBox=\"0 0 264 264\" xmlns=\"http://www.w3.org/2000/svg\"><path fill=\"white\" fill-rule=\"evenodd\" d=\"M1 1L2 0H0V2ZM37 1H38V5L36 6V3H34V6L36 7V9L38 11L40 10V8L42 10H46L47 12H50V11L56 12V11H59V9H60V5L56 2V0H37ZM68 1H71L74 3V7H75V9H77L78 14L82 13L84 16L82 14H81V16H83V18H85L86 17L85 13H87V17H89V20L91 18L92 23L95 26L97 25L96 27L98 29L95 26H93L92 23L88 26L89 31L91 30L92 33H94V31H96L95 33H100V35H101V33L104 34V32H107L108 29L111 27V29H112L110 31V35H111V32L113 33L114 31L117 30V28L121 27V25L120 26L119 25L114 26V22H112V19H110V20L106 19L105 20L106 22L103 21L102 19H99L100 16L97 13H95V11L93 10L95 8V6H100L101 8H103L104 11H107V8L109 6H111V3H109V1H111V0H99V1L98 0H92V1L84 0L82 3H79V0H68ZM32 2H34V0H32ZM90 2H92V3H90ZM19 12H20V10H19L18 3L13 0L8 5L7 8L2 9V11L0 12V18L2 19L4 28L6 29V32L9 36V38L18 47V49L21 52H24L28 49V50H30L28 52L31 53L34 50L31 48H32L34 40L36 38V35L34 33L35 29H33L34 31L33 30L29 31V28H28L29 21L27 19H25L22 14H19ZM22 12H23V10H22ZM40 14H42V13H40ZM63 14L65 16L70 15L69 12H66V13L64 12ZM96 16H99V18L97 17V19H96ZM42 17L45 18L44 15ZM50 18H52V17H50ZM85 19H88V18H85ZM97 20L99 21V23L100 22L102 23V24L100 23L101 25L99 24L100 26L98 25ZM59 25H60V23H59ZM91 25L93 26V29L91 28L92 27ZM103 25H104V28H102ZM59 27L61 28V30H65V31L69 30V28H67V27L64 29L63 27H61V25ZM114 27H115V29H114ZM94 28H96L97 30ZM99 28H101L102 30H99ZM67 35H70L71 41L75 42L74 43L75 46L79 47L78 51H81L79 53L80 54L82 53L83 57L86 56L91 60L90 76L92 78H94L95 80H98V81L104 79L106 96H107V91H109V90L116 89L118 91V90L124 89L125 87L129 88L128 92L125 93L126 96L124 95L122 100L119 103L112 104L111 102L109 103L108 100L106 101L109 105L111 104L110 106H113L115 108V109L113 108L115 110L114 113H116L117 109L120 111V113L124 117V119H122V120L124 122L126 121L125 123L128 126L130 125V123L132 121H130L128 118H126L123 111L124 110L128 111L129 112L128 114L130 116H132V112L130 109V107H131L130 101L132 99L137 100V98H140L138 96H142L144 94L146 96V98L149 97V99H150L149 101H145L144 99L143 100L141 99V100L146 102V103L148 102L147 104L146 103H143V104L148 107V110L145 113V117L147 119L149 118L148 119L149 122L152 123V124L150 123L151 128L153 126L152 129L155 131V128L158 126L157 124H154V122H152L151 120L153 118H156L155 113H157V110L159 108L160 110H158L157 114L160 113L162 116L159 117L160 120H158V118H156L158 120V124L159 125L160 124H166L167 127L169 128L168 129L169 133H170V131H172V127H173V124L175 123V120L178 117H181L180 116L181 113L186 112L187 110H184V109H186L188 107H182L179 111L178 107H179V104H181V102L178 103L177 100H173V98H171L172 96L169 97L168 95H166V91L160 93V95H159V93H157V91H159L157 89V86L159 84V82H158L159 80L157 79L158 77L157 78L155 77V73H153L154 76H152L151 74H150L151 75L150 76L149 73H151V70L154 71L156 69H159V67L158 66L153 67V66H155L154 64H156V63L151 61L150 66L152 67V69L151 68H144L143 71L140 72V70H141V54L136 52L135 49L130 52L132 43L134 41L129 40L130 35L128 33H125L123 30H118V32L115 34V36L103 48H102V45L100 44V45H95V46L88 48V49L83 46L84 42L86 41V39L83 35L77 33L76 31H73L71 34L67 33ZM76 35H78V36H76ZM101 36H103V35H101ZM105 38H106V36H105ZM82 40H84V41H82ZM104 40H106V39H104ZM77 44H79V45H77ZM81 49L83 50V52ZM126 54H127V56H126ZM129 55H131V56H130V58L127 59V57H129ZM117 66H119V67H117ZM45 67L46 68H44V71L42 72V74L44 76H47L48 78H50L52 80L55 79V76L57 73L54 72L53 70L49 69L47 66H45ZM148 69H149V71H148ZM146 71H148V72H146ZM147 74H148V76H150V79L153 80V81H151L152 83L146 84V83L140 82L142 75H147ZM138 83L139 84L141 83V84L139 85ZM156 83H158V84H156ZM165 90H166V88H165ZM139 93L140 94L143 93V94L140 95ZM155 94H157V95H155ZM127 95H129V96H127ZM163 96H164V98H163ZM165 97L169 98L168 100L170 101V103L168 106L166 104H164L165 102H169V101L164 100V99H166ZM151 99L155 100V101H152ZM151 101L155 102V103H152ZM172 101H174V102H172ZM163 104L166 105V107ZM78 105H79V103L74 108H77ZM155 109H156V111H155ZM77 111H78L77 115H80V117H83L86 114L87 110H86V108H80ZM164 112H166V113H164ZM116 115L119 116L117 113H116ZM120 118H122V117H120ZM152 129H151V132L153 131ZM129 130H130V127H129ZM173 134H175V133H173ZM131 135L134 137V135L132 133H131ZM138 142H139V140H138ZM139 144L141 146L140 142H139ZM101 145L103 147L105 144L101 143ZM101 153H102V151H100V154ZM105 156H106V158H105ZM107 156H108V152H103V157L102 158L99 157V163H100L99 168H100V170L109 171L110 172L109 177H113L114 176V170H115L114 169V162L110 161L109 156L108 157ZM129 167H130V164L128 166L122 168L121 169L122 174H125V172L129 169ZM180 188H182V186ZM186 189H185V192H186L185 194L188 193V189L187 190ZM249 239L251 240V237ZM250 240L245 239V241H243L244 245L246 247L245 249L248 248L249 244H250V246H252V243L250 242ZM239 251H240V249H239ZM245 253H246V255H244V257L242 259V261H243L242 264L248 263V261L251 258V255H252V251L251 250H248V251L245 250ZM260 253H262V254L264 253V243L261 247ZM258 262H259V264H264L262 261H260V257L259 258L256 257V259H254L252 264H257Z\"/></svg>","mask_w":264,"mask_h":264},{"label":"water","instance_id":"4","mask_svg":"<svg viewBox=\"0 0 264 264\" xmlns=\"http://www.w3.org/2000/svg\"><path fill=\"white\" fill-rule=\"evenodd\" d=\"M22 3L24 4L25 8L29 12L32 19L36 22V24L42 29L44 34L49 38V40L52 42L54 47L59 52L60 56L65 60V62L70 66V68L73 70V72L76 74L78 79L81 81V83L84 85V87L88 90L89 94L94 98L96 103L102 108V110L106 113L109 120L112 122V124L116 127V129L120 132V134L123 136V138L126 140L130 148L133 150V152L136 154V156L139 158V160L142 162L144 167L147 169V171L150 173V175L154 178L156 183L160 186V188L164 191V193L168 196L170 201L174 204V206L177 208V210L181 213V215L184 217V219L188 222L190 227L193 229V231L197 234V236L200 238V240L204 243L206 248L209 250V252L212 254V256L216 259V261L219 264H227L224 259L221 257L219 252L216 250L214 245L210 242V240L207 238V236L204 234V232L199 228V226L195 223V221L192 219L190 214L187 212V210L184 208V206L180 203L178 198L174 195V193L169 189V187L166 185L164 180L161 178V176L158 174L156 169L153 167L149 159L146 157L142 149L138 146V144L134 141V139L131 137L127 129L122 125L120 120L116 117V115L112 112V110L109 108L107 103L102 99V97L98 94L96 89L92 86L88 78L84 75V73L79 69L77 64L74 62L72 57L69 55V53L66 51L62 43L58 40V38L53 34V32L50 30L48 25L44 22V20L41 18L40 14L34 7L31 0H22Z\"/></svg>","mask_w":264,"mask_h":264}]
</instances>
